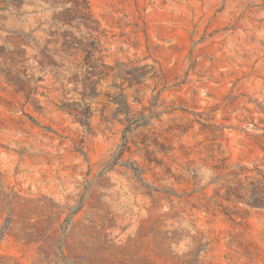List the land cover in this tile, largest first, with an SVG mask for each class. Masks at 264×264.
<instances>
[{"label":"rangeland","instance_id":"obj_1","mask_svg":"<svg viewBox=\"0 0 264 264\" xmlns=\"http://www.w3.org/2000/svg\"><path fill=\"white\" fill-rule=\"evenodd\" d=\"M89 1L113 71L87 129L60 108L73 0H0V264H264V209H204L217 160L264 169V0Z\"/></svg>","mask_w":264,"mask_h":264},{"label":"trees","instance_id":"obj_2","mask_svg":"<svg viewBox=\"0 0 264 264\" xmlns=\"http://www.w3.org/2000/svg\"><path fill=\"white\" fill-rule=\"evenodd\" d=\"M58 8L62 10L58 21V81L64 99L60 108L90 129L93 117L91 104L99 96L97 87L113 68L107 66L99 56L103 38L91 12L90 1L73 0ZM16 63L17 66L21 61ZM144 78L135 77L129 82L132 85L139 84L140 79ZM71 92L80 98H68ZM113 100L120 106L118 112H125L129 122L126 130L129 131L131 122L133 124L136 120L130 118L131 114H126L130 111V106L124 90L121 89L119 94L114 95ZM217 161L220 164H212L211 167L215 174L213 181L218 183L219 188L214 191L216 199H208L204 209L209 212L215 206L231 218H244L250 209H264V169L241 165L230 168L226 165V160Z\"/></svg>","mask_w":264,"mask_h":264}]
</instances>
